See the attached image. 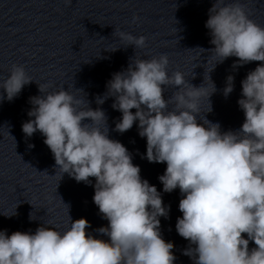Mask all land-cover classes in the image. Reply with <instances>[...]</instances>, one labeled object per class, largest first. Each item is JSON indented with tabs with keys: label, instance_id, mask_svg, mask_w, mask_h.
Masks as SVG:
<instances>
[{
	"label": "clouds",
	"instance_id": "1",
	"mask_svg": "<svg viewBox=\"0 0 264 264\" xmlns=\"http://www.w3.org/2000/svg\"><path fill=\"white\" fill-rule=\"evenodd\" d=\"M205 27L215 65L229 57L237 58L234 68L260 62L241 81L237 104L245 119L238 130L222 131L206 118L216 92L210 77L209 92L205 77L196 86L179 70L169 74L167 54L131 59L125 70L112 74L96 102L113 98L111 107L121 113L114 130L122 134L137 124L138 135L146 138L143 158L166 164L158 179L163 192L178 188L182 194V217L175 227L189 242L183 255L193 264H264V26L250 18L242 0H214ZM114 33L126 47L146 46L143 35ZM234 79L226 77V98ZM32 81L22 65H12L0 80V101H12ZM166 88L175 89L168 99ZM39 91L43 95L30 98V119L22 132L44 137L61 178L66 173L85 184L94 178L93 202L108 222L95 232L107 239L90 234L89 221H73L68 212L70 223L63 231L45 224L34 233L0 230V264H174L175 245L160 231V217L168 218L170 206L141 178L124 144L109 138L105 111L63 87L39 86ZM29 219L34 220L32 214Z\"/></svg>",
	"mask_w": 264,
	"mask_h": 264
}]
</instances>
